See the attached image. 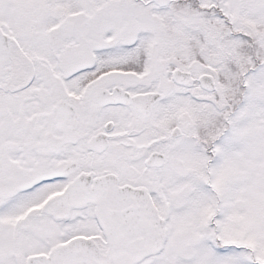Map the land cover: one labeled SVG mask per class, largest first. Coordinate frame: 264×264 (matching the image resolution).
Segmentation results:
<instances>
[{
    "label": "snow or ice",
    "instance_id": "snow-or-ice-1",
    "mask_svg": "<svg viewBox=\"0 0 264 264\" xmlns=\"http://www.w3.org/2000/svg\"><path fill=\"white\" fill-rule=\"evenodd\" d=\"M0 264H264V0H0Z\"/></svg>",
    "mask_w": 264,
    "mask_h": 264
}]
</instances>
